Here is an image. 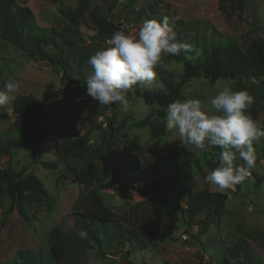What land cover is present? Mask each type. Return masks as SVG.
<instances>
[{"label":"rangeland","instance_id":"1","mask_svg":"<svg viewBox=\"0 0 264 264\" xmlns=\"http://www.w3.org/2000/svg\"><path fill=\"white\" fill-rule=\"evenodd\" d=\"M15 1L31 10L39 26L49 25L66 35L65 23L59 18L53 4L45 0ZM79 1L88 6L89 12L95 7L105 6L108 16L113 15L114 21L122 29L131 34L138 32V26L122 22V9L128 0H58V3L65 9H74ZM139 3H158L163 7L160 10L155 8L158 14L166 10L170 16L174 15L183 22L209 20L218 31L236 38L243 49L250 42L252 29L264 38V0H138L136 8ZM88 13L81 18L80 32L85 42L78 44L75 59L70 61L72 73L76 72L79 61L87 63L90 55L106 46L95 47L89 42L94 30ZM163 63L165 67L159 68L155 78L145 84L146 87L160 88L162 79H168V75L175 78L181 74V64L165 60ZM0 73L19 82L20 87L14 94L15 97L32 95L44 105L52 99L44 114L46 137L42 143L40 161L57 165L55 170L43 168L40 162L33 160L28 150H11L9 158L0 160V167L6 166L7 161H10L12 168L24 173V177L27 174L35 175L53 200L51 210L48 211L37 195L27 194L31 220L29 227L23 225L22 218L16 214L15 209L10 212L4 227L0 228V264L6 263L17 253L35 252L44 245H51L53 229H58L69 240L84 238L83 233L75 226L72 214L81 210L79 195L85 194L86 190L66 180L62 164L57 162L56 147L63 141L75 140L88 129L87 140L93 155L97 156L99 162L110 163L111 159L124 151L122 143L107 145L110 138L108 123L111 120L117 139L126 140L132 155L150 159V162L182 151H190L199 157L206 152L213 153L209 148L201 151L192 146H182L178 134L169 132L166 128L164 136L152 138L147 127H138L137 124L152 114L157 106L146 105L142 100L134 98L128 101L126 107L113 105L110 109H105L98 102L92 107L93 99L86 91L80 87H66L61 81L60 72H54L42 63L25 61L1 42ZM224 82L210 84L201 78L192 80L183 87L182 99H199L208 110L210 98L222 89ZM251 83L253 82L234 84L233 88L244 91ZM259 105L261 110L253 119L264 124V98ZM91 110L96 122L91 127L81 125ZM12 123L13 118L8 113V119L0 121V133L8 131ZM253 146L257 157L256 167L239 184V189L224 191L227 197L224 215L219 220L215 219L205 230H199L194 223L189 225L188 220L178 213L163 211L153 191H139L142 189L140 183L130 182L126 187L119 183L109 190H98L105 206L120 217L123 226L138 242L132 243V249L124 244L122 252L118 256H112L108 249L101 252L96 249L83 250L74 240L69 245L71 256L67 264H222V261L227 260L223 247L232 245L238 238L244 239L264 262V160L261 158L264 138L255 141ZM107 149L109 152L105 158ZM238 160L240 159L237 158ZM151 166L152 164L149 168H153L156 173L157 166ZM110 177L111 173L107 175L108 179ZM258 178H262L259 184ZM196 180L199 187L211 192L218 191L213 185H206L199 177ZM2 197L3 185L0 183V211ZM201 219L202 217H198L195 221L199 222ZM108 233H112V229ZM128 249L131 252L129 257L126 256ZM226 263H230V260Z\"/></svg>","mask_w":264,"mask_h":264},{"label":"trees","instance_id":"2","mask_svg":"<svg viewBox=\"0 0 264 264\" xmlns=\"http://www.w3.org/2000/svg\"><path fill=\"white\" fill-rule=\"evenodd\" d=\"M45 1L56 7L59 18L65 23L64 32L67 36L49 25L39 26L31 10L19 5L15 0H0V42L25 61L42 63L50 70L60 72L61 81L66 87H80L86 91L85 79L90 66L83 60L79 61L76 72L72 73L70 61L75 59L78 44L85 42L80 32L81 18L89 12V8L83 1L77 2L74 9L63 8L58 0ZM137 2L138 0H128L127 5L123 7L121 17L124 24L140 28L145 20H161L167 17L177 33V39L193 45L191 52L162 56V60L182 65L180 75L175 78L168 75V79H162L160 88H148L144 83L134 86L126 93L128 101L135 98L142 100L146 105L157 106L152 114L137 124L138 127H147L152 138L164 136L163 123L154 117H163L164 109L169 103L182 99L183 87L200 78L210 84L227 80H234L235 85L243 82L257 84L256 86L253 83L249 84L250 87L244 88V91H247L254 100L247 113L252 118L258 115L261 110L259 104L264 98L263 37L252 29L250 42L243 49L236 38L221 33L209 20L183 22L174 15L170 16L166 10L158 14L155 8L163 9L158 3L144 5L139 3L136 8ZM107 11L105 6H101L88 13L94 30L89 42L95 47L106 45L112 34L122 29L121 25L114 21L113 15L108 16ZM125 31L128 33L126 29ZM159 68L156 69L157 73ZM8 80L10 79L0 73V87ZM92 101V107H95L97 101ZM43 105V102L32 95H19L9 107H0V121L8 119L6 112L8 109L12 110L13 118L8 131L0 133V160L9 158L11 150H28L33 160L40 162L43 168L57 169L56 164L40 161L42 143L46 137ZM92 111L82 120L81 125L91 127L96 122ZM107 131L110 135L107 145L122 143L124 148V151L111 159L110 163L99 162L97 156L93 155L87 140L88 129L79 138L63 141L56 147L57 162L62 164L65 179L86 190L85 194L79 195L81 210L72 214L74 224L83 233L84 238L69 240L58 229H53L51 245H44L35 252L17 253L4 264H67L71 256L69 245L74 240L83 250L96 249L101 252L108 249L112 256H118L124 244H128L132 249L130 246L138 242V239L123 226L120 217L105 206L98 192L109 190L119 183H123L125 187L130 182L140 183L142 189L139 191L141 193L153 191L163 211L180 214L188 220L189 225L194 223L199 230L207 229L215 219L222 218L227 199L224 193L226 190L211 192L209 189L199 187L196 180L199 177L203 181L204 177L219 165L218 147H209L213 153L206 152L200 157L190 151H182L150 162V159H143L130 153L126 140L117 139L111 120ZM108 152L107 149L105 158ZM261 158L264 160V150ZM235 163L239 165L244 162L240 159ZM151 164L157 166L156 173L153 168H149ZM109 173L111 177L108 179ZM23 174L16 172L10 161H7L6 166L0 167V183L3 185L0 228L4 227L13 209L22 218L23 225L29 227L31 220L27 194L37 195L46 209L51 210L53 200L43 183L33 174H27L26 177ZM261 181L262 178H258L257 184ZM239 186L238 184L235 188L239 189ZM198 217L202 219L196 222L195 219ZM109 229H112L110 234ZM255 243L258 244L257 241ZM223 251L224 257L230 260V263L224 260L222 264H264L255 250L241 238L232 245L223 247ZM130 255L128 249L126 256Z\"/></svg>","mask_w":264,"mask_h":264},{"label":"clouds","instance_id":"3","mask_svg":"<svg viewBox=\"0 0 264 264\" xmlns=\"http://www.w3.org/2000/svg\"><path fill=\"white\" fill-rule=\"evenodd\" d=\"M191 51L193 45L177 39L167 17L145 20L135 34L117 30L106 46L87 60L90 71L85 79L86 94L105 109L112 105L126 107V93L134 86L151 82L157 67H165L162 56ZM234 84V80L225 81L210 98L208 110L199 99H176L164 109L163 117H154L166 130L178 134L184 147L220 149L219 165L204 177V183L220 191L234 190L250 176L257 160L253 144L264 138V124L247 113L253 97L247 91L234 90ZM19 87L13 79L0 87V107L11 104ZM237 158L244 163L236 164Z\"/></svg>","mask_w":264,"mask_h":264},{"label":"water","instance_id":"4","mask_svg":"<svg viewBox=\"0 0 264 264\" xmlns=\"http://www.w3.org/2000/svg\"><path fill=\"white\" fill-rule=\"evenodd\" d=\"M51 101H52V99H50V101H49L50 103L43 105V112L44 113L46 112L47 107L52 103ZM6 112L11 114L12 110H7Z\"/></svg>","mask_w":264,"mask_h":264}]
</instances>
